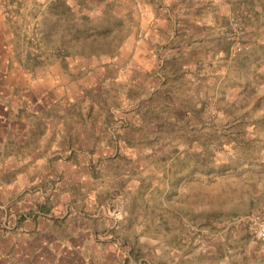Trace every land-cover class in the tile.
<instances>
[{
    "label": "rangeland",
    "instance_id": "1",
    "mask_svg": "<svg viewBox=\"0 0 264 264\" xmlns=\"http://www.w3.org/2000/svg\"><path fill=\"white\" fill-rule=\"evenodd\" d=\"M137 1L0 0V208L33 167L27 215H53L56 245L95 226L77 264H218L227 247L236 264L240 238L264 243L241 221L264 214V0ZM156 30L164 62L140 66ZM54 145L95 154L81 181H37ZM66 189L95 217H62Z\"/></svg>",
    "mask_w": 264,
    "mask_h": 264
},
{
    "label": "crops",
    "instance_id": "2",
    "mask_svg": "<svg viewBox=\"0 0 264 264\" xmlns=\"http://www.w3.org/2000/svg\"><path fill=\"white\" fill-rule=\"evenodd\" d=\"M110 1V0H108ZM148 0H138L140 4H145L150 7ZM160 5H166L168 0H158ZM78 0H73L71 5L79 7L77 4ZM107 2V1H106ZM164 4H163V3ZM68 2L66 1V4ZM71 3V0H70ZM155 10V11H154ZM165 12H168L170 18L173 15L169 8H164ZM154 11V13H153ZM163 13V9H160V13ZM158 23L157 26L163 27L166 23H160L159 16H157V9H152L151 19ZM164 24V25H163ZM169 33L163 34L161 30H156L154 34L147 33L143 38L142 47L138 53L143 56L144 61L142 65H146L148 62L155 61V55L160 53L159 57L162 59L159 61L163 63L164 53L162 52V47L159 48L160 40L168 38ZM146 39V40H145ZM181 52L177 50H171L170 55H175L178 58ZM169 58V57H168ZM80 60L75 61L77 63ZM132 63L134 62L131 61ZM103 122V120H100ZM64 127V126H63ZM91 128V131H95ZM71 132V129H68ZM64 130H62L63 132ZM78 145H76L77 147ZM83 147L78 155H74L72 152L76 149L71 147H59L54 145L52 150L54 151V156L56 159H52L53 156L50 152L44 154L42 157L31 158L32 164L38 163V166H44L45 163L49 164L50 172H40L37 181H41L44 176H55V174H61V183H77L81 181V176L86 173V165L88 162L95 161V154H91L90 149ZM57 150V152H56ZM80 150V151H81ZM52 155V156H51ZM37 166V167H38ZM38 171L33 167L19 173L15 181H11L9 188L4 190L3 194L7 197H12L13 202L1 206L0 208V264H64V255L69 256V262L78 263V248L84 247L85 245L93 246L95 245V226L89 223H67L65 227V234L60 236L61 239L57 240L61 242V245H56V236L49 233L54 229L59 228V224H51L50 226L44 224L41 220L44 217H53V215L39 213V215L28 216L29 213L37 203V199L44 197L42 193L37 192L36 194H23L21 188L30 185L31 176L34 172ZM59 187V186H58ZM62 198H65V206H63L64 214L62 217H67L69 212H73V217L77 216L81 218L85 214L91 217L95 215H90L91 213H85L88 208H73L71 203L73 202L74 191L71 190H61ZM72 201V202H71ZM7 202V201H4ZM42 205V204H40ZM75 205V203H73ZM53 211L57 208L53 207ZM89 211L95 213V209L92 208ZM57 218V217H56ZM68 231V233H67ZM245 233V232H244ZM242 233V234H244ZM58 237V236H57ZM241 237V236H240ZM87 241V243L85 242ZM56 245V246H55ZM63 245V246H62ZM241 248L235 250V255L231 256L232 259L235 257L236 264H264V243L261 240H253L246 242L245 239L240 238ZM228 252H231L230 247H227ZM227 249H225L224 261H220L218 264H228L230 262V257L226 256Z\"/></svg>",
    "mask_w": 264,
    "mask_h": 264
},
{
    "label": "built area",
    "instance_id": "3",
    "mask_svg": "<svg viewBox=\"0 0 264 264\" xmlns=\"http://www.w3.org/2000/svg\"><path fill=\"white\" fill-rule=\"evenodd\" d=\"M248 225L249 229L259 238L264 239V214L253 213L251 216L241 220Z\"/></svg>",
    "mask_w": 264,
    "mask_h": 264
}]
</instances>
